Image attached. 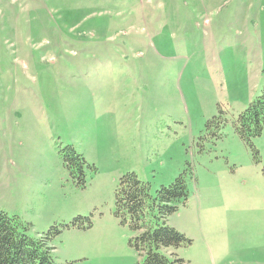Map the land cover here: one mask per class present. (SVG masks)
I'll return each instance as SVG.
<instances>
[{
	"label": "rangeland",
	"instance_id": "374dc122",
	"mask_svg": "<svg viewBox=\"0 0 264 264\" xmlns=\"http://www.w3.org/2000/svg\"><path fill=\"white\" fill-rule=\"evenodd\" d=\"M263 90L264 0H0V211L62 227L59 264H137L121 176L184 174L172 251L264 264V131L236 128Z\"/></svg>",
	"mask_w": 264,
	"mask_h": 264
},
{
	"label": "trees",
	"instance_id": "16d2710c",
	"mask_svg": "<svg viewBox=\"0 0 264 264\" xmlns=\"http://www.w3.org/2000/svg\"><path fill=\"white\" fill-rule=\"evenodd\" d=\"M237 131L246 142L264 131V90L239 113ZM71 149L79 164L81 154ZM257 152V150L255 149ZM264 175V166L262 168ZM188 183L184 174L173 182L162 185L152 194L150 182L141 180L135 172L124 173L116 190L117 215L138 234L131 240L142 256L137 264H187L172 251L191 243L186 235L168 223L170 214L177 210L176 200L187 197ZM62 232L55 224L40 236L30 234V225L16 215L0 211V264H59L55 261L52 241ZM64 264H73L66 262Z\"/></svg>",
	"mask_w": 264,
	"mask_h": 264
}]
</instances>
